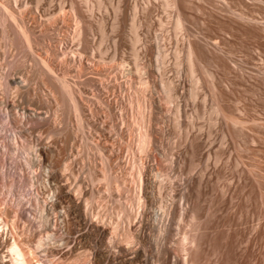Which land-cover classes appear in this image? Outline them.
I'll return each mask as SVG.
<instances>
[{"label": "rangeland", "instance_id": "rangeland-1", "mask_svg": "<svg viewBox=\"0 0 264 264\" xmlns=\"http://www.w3.org/2000/svg\"><path fill=\"white\" fill-rule=\"evenodd\" d=\"M22 1H24V3H22L23 9L25 10L27 8L25 11H27L30 18L33 16L42 18L40 20L42 23H45L43 26L49 27V33L47 32L42 35L39 31L35 33L36 35L38 33L40 34L39 40L37 39L39 41L37 42L38 44L36 43L32 47L36 53L37 51L41 53V50L46 47V50L50 52L49 47H54L58 55L62 58L77 53V55L79 54L85 57V61L88 62V64L93 63L95 60H99V67L108 71L106 77L104 76L102 78H108L104 81L107 82L110 79L111 82L113 81V83L116 84L122 82V84L124 83L123 85L125 87L123 88H125L124 92H126V94L145 96L146 100L149 99L150 94L156 97L159 96L157 99H159L161 110L157 113L159 114L157 115L159 121H157L158 123L156 122V125L158 128L162 127L161 129H163L159 135V140L160 142L162 140V145L160 146V142H158V147H154L155 151L153 150V146H149L148 150H150L149 152L151 154L149 164L152 166L153 170L151 171V177L154 179H152L167 184L166 190L162 193L161 200L164 199V201H169L174 197L177 208L180 207L182 202H186V200L178 197V191H184L190 180H196L195 185L193 184V188H195L193 189L194 193L192 194L193 196H191L192 205L194 204L193 212L195 216L193 214V216H179V213L178 215L177 213L175 215L173 213V217L172 214L171 217L169 216V229L165 238L166 246L169 250L168 259H172V252L183 253L179 247L180 243H178L180 236L184 233L189 235V233H192V231L198 228V233L201 231L200 234L203 239L202 246L200 247L201 250L200 248L196 250L194 248V250L192 249L194 252H191L192 250L190 249L193 246L190 245L192 244L186 243V248L190 247L188 250L192 256L194 253V257L200 259L198 261L196 258L197 264H264V0H187L188 2L186 1L185 5L181 4L183 11L186 12L187 27L185 26V31L182 30V32L184 31L183 33L178 32V34L173 25L174 17L172 9L164 5V0H113L114 2L111 0H75L82 3V5H88L92 8L87 12L89 20L96 22L98 19L103 18L105 23L107 22L105 26L106 37L102 43L99 42L100 32L95 26L91 28L92 30L90 29L88 31L87 35H83L85 37L82 36L83 40L80 39L79 41L76 36H73L71 30L74 29L75 21L73 20V11H71L69 4L70 1L73 0ZM97 1H100V6L97 5ZM135 1L138 5L137 12L134 11L132 7ZM117 3L120 5V10L118 14H116L121 19L119 18V28L113 29L112 33L109 24H111V21L114 19L115 13L112 9ZM187 4L190 7L187 6ZM134 14L137 15L138 21L140 20V27H138L137 30V34L140 33V36L138 35L140 40L135 44V47L141 51L138 59L139 66H144L146 69V66H148L150 62H153V64L158 63L160 60V58H158L159 54L157 50L153 51V48L151 49L154 45L158 46L159 51H163L168 60L171 61L164 75L161 73L163 71H161L160 68L159 70L156 68L154 71H148L147 73H150L146 75H143L141 73L142 71L135 72L134 70L127 76H121L120 73L117 75L118 69L135 66L132 50L133 45H131L130 39L133 36V32L128 28L130 18ZM68 15H71V18ZM247 16L249 18L252 17L255 21L249 19ZM55 17L58 18V20H54L53 18ZM122 21L124 22L122 23ZM54 24H59L62 28ZM1 29L2 24L0 23V31L2 32ZM1 32V65L4 64L3 66L5 67L7 65L6 68H10V70L13 71L16 70L15 72H27L25 74L30 76L28 80L30 95L33 98H38L39 95H43L48 100L45 107L41 109L44 111L43 114H45L47 118L44 124L39 125L34 121H27V124L31 127L36 126L34 127V134L38 133L36 135L41 136L43 142L50 143L56 150L65 147L66 154L72 152L76 155L81 164H95L97 168L96 176L98 178V181L96 180L97 182H95L103 186L99 187L105 190L104 172L102 173V166L100 167V165H103V162L105 163V155H103L102 152H97L95 148L92 147V142H94L93 139L89 138L90 140L88 141L84 140L82 135L83 131H78L80 129L77 128L75 114L69 112L68 108L62 104L57 93L52 96L51 87L47 83L42 82L41 77L37 75V78L36 75H34V70L37 67L41 65L44 66L42 61L36 59L39 61V63H37L36 60L26 54L27 52L24 46L18 47L16 44V46L11 44L9 41L10 39L8 37H3L4 35H2ZM57 33L60 34V38L56 40ZM37 37L38 36H36V38ZM188 40L192 42L195 41L196 44L202 46L205 43L204 40H208V42L206 41L209 45L207 49H210L209 51L211 52H207L206 55L211 57L210 59L212 60L205 55L209 59L204 57V59L206 58L205 60H207V62L205 61L207 63H205V65L206 67L209 66L207 68L209 72H214L212 73L213 79L214 81L216 80L215 82L218 84V89L221 91L219 92L220 102L225 109L227 108L229 114L230 112L232 114L235 113V115H230L237 116L239 119H242V121L244 120L247 122L246 125H241L242 128L239 129L237 135L231 131L234 133V135L230 134L232 137L228 136L226 139L223 138V128H225L223 125H226V127L230 126H228L229 121L226 122L225 119L224 121L228 124H224L223 118L214 119L213 124H210V126L208 125V119L210 118L209 116H211L208 113L210 112L209 108L212 100L211 86L209 83L211 77L200 72L201 74L199 73L200 75L197 76V79L198 77L200 78L198 79L199 83L197 80H195L197 82L195 83L191 80L193 78L186 73L185 64L182 63L183 66L182 64L177 67L174 66L173 60L175 58V53L177 52L176 54L181 57L183 50L181 47H183L185 45L184 43L186 41L188 42ZM101 46L103 49L102 53L99 51ZM61 49L64 50L62 51ZM208 61H211L209 62L210 64H208ZM75 64V68H77L79 65L77 62ZM113 68L117 73L111 71ZM77 71L79 73L76 72V70L73 72L70 70L64 72L57 71L54 75L57 74L56 76H60L65 73L64 75L69 77L72 83L80 80V85H88H85V81H83V77L85 79L87 73L85 76L83 73L84 71L88 72L89 69L82 70L83 73H80V70ZM89 72L87 76L90 75ZM80 76L83 77L81 78ZM162 76L173 79L175 83L180 76V79L184 80L183 88L181 86L178 88L175 98L176 101L179 98L177 102H181L182 104L181 114L177 116V119L179 117V122L177 121L176 123L179 124L177 127L178 130L177 128L175 130L173 125L176 122L173 118L175 117V101H169L162 93ZM81 80L83 82H81ZM144 82L147 84H144ZM192 82L195 83L194 85L197 87V96H195V99L188 96L189 86H191ZM143 89L146 90L144 91ZM147 89L150 90L151 93L147 92ZM153 90L155 91L153 92ZM10 93L12 94L13 92ZM10 93H6V96L9 98L16 96V93L12 95ZM91 97L93 98L94 96ZM135 101L136 100H133L132 105L130 104V110L133 111L134 121L137 119V121H135V125H137L134 128L136 135L134 132L133 134L138 136L145 124L142 122V119L139 118L140 113L142 111L145 113L149 110L147 103H144L145 100H143V102L136 101L137 103ZM143 103L145 105H143ZM141 105L145 106H142L144 109L140 108ZM203 107L205 110L202 109ZM201 110L206 112V116H198L199 119H197L196 114L203 113ZM100 116V119L105 118L102 115ZM253 120L256 121H254L255 124ZM106 124L108 125L109 123ZM202 125L204 127L200 128ZM10 126L11 121L6 118L3 111L0 112V207L10 206L12 209L11 216L22 226V217L26 212H22L21 207L23 204H26L28 199L33 195L32 186L27 179L31 169L26 166L23 158L27 155L25 147L22 146L25 145V143L13 139L11 140L8 132L9 128H11ZM104 126V128L107 127V129H105L107 135L105 134L104 136H106L105 141H107L106 143L108 145H111V142L118 146L123 143V141L121 142L119 140L118 141L121 143L116 142L118 139L116 135L111 136L114 134L113 132L111 133L110 124ZM83 127L84 132L89 131L88 125H84ZM165 129L168 130L166 131ZM163 131L165 134L162 133ZM186 131L189 134L194 132L197 137L199 136L198 143L200 147L198 148V153H196L197 155H195L193 159L195 160L193 169L189 167V160L186 161L188 159L187 152L189 143ZM241 133L243 136L241 135V137H239ZM244 133L246 135H244ZM96 136V133H93V137ZM9 142L12 144L10 147L8 146L9 149L12 148L10 150L5 146V144L9 145ZM2 143L3 145H1ZM137 152L139 153L136 158L137 166H141L147 152L145 153V151L142 150H138ZM122 153V156H124L125 150ZM236 158L239 160L238 162ZM98 169L101 171L99 172ZM35 170L40 174H45L47 172H54L57 169L49 165H44L39 168L36 167ZM113 170L117 173L119 171L120 175H125L126 166L124 167L123 165ZM63 171L64 170L61 172ZM199 181L201 183L197 185ZM113 186L116 187L115 183H113ZM121 187L122 185L119 186L120 189ZM120 192L122 193L121 198H123L122 200L124 201L123 189H121ZM95 200L97 207L95 205L94 207L96 211L99 208V214L101 213V216L103 215L102 217H108V219H106L108 224L121 221L116 201L110 200L107 197L104 199L97 197ZM97 202L101 205H98ZM160 202V194H156L153 205L148 208V213H150L148 222L150 224L152 223V227L149 229V238L152 240H149V246L147 245L144 248L145 255L143 262L147 264H152L155 258L156 245H154V239H156L155 235L157 234L155 226L159 225L155 216L157 212H160ZM135 207H137L135 208L137 211H135L136 214L134 215L138 217L141 214L142 208L138 205ZM134 215L132 219L137 218L134 217ZM153 219L155 221H153ZM122 224L125 226V222ZM30 229H33V226H31ZM145 257H147V259Z\"/></svg>", "mask_w": 264, "mask_h": 264}, {"label": "bare ground", "instance_id": "bare-ground-1", "mask_svg": "<svg viewBox=\"0 0 264 264\" xmlns=\"http://www.w3.org/2000/svg\"><path fill=\"white\" fill-rule=\"evenodd\" d=\"M186 1L187 0L162 1L164 5L172 9L174 17L173 25L174 29L177 30V34L178 32L183 33L185 31V26L187 27L185 16L186 12H184L181 7V4L185 5ZM97 2V5L100 6V1ZM22 3H24V1L22 0H0V23L2 24V32H0L2 33V35H4L3 37H8L10 39L9 41L11 42V44H16L18 47L24 46L27 52L25 53L29 57L33 58L34 60L38 59L42 61L44 66L40 64L41 66L37 67L36 69L33 68L35 69L34 75H36V77L37 75L38 77H41L42 82L47 83L51 87L52 96L57 93L61 99L62 104H64L68 108L69 112L75 114L77 128L80 129L78 131H83L82 135L84 140L88 141L90 140L89 138L93 139L94 142L91 141L93 143V145L91 144L92 147H94L97 152H102V154L105 155V163L103 162V165H100V167L102 166V173L104 172L103 178H105L104 184H106V191L102 190L104 188H100L103 186H100V184L96 183L98 181V178L96 176L97 168L95 164H81L75 154H73L72 152L66 154L65 147H61L59 150H56L50 143L43 142L41 136L36 135L38 133L34 134V127L36 126H29L27 124V121H34L39 125L44 124V121L47 118L46 115L43 114L44 111H42L41 109L45 107V104H47L48 100L43 95H39L38 98H33L30 95L28 84L30 76L25 74L27 72H15L16 70H10V68H6L7 65L5 67L3 66L4 64L1 65L2 63L0 62V112L3 111L6 118L11 121V128H9L8 131L11 140L13 139L25 143V145L22 146L25 147L27 155L23 158L26 166L31 169V171L28 173L29 176L27 177V179L33 189L32 197L28 199L27 203L23 204V206L21 207L22 212H26L22 217V226L15 220L14 217L11 216L12 209L10 208V206L0 207V264H145L146 262H143L145 255L144 248L148 245L149 240H152L149 238V229L152 227V223L150 224L148 222V217L150 215V213H148V208L153 205L156 194H160L161 202L160 212H157L155 216L159 225L155 226L157 234L155 233L156 239H154L155 242H153L154 245H156V253L154 255L155 258L152 261V264H197V260L199 261L200 259L196 257V260V258L194 257V253L192 256V254L188 250V248L190 249V247L186 248V243L192 244L190 246L193 247H191L190 250H194V248L196 250L202 246L203 239L202 235L200 234L201 231L198 233V228L192 231V233H189V235L184 233L182 236H180L178 243H180L179 247L183 251V253L181 252L182 254H180L172 252V259H168L169 250L166 246L165 238L169 229V219L171 217V214L173 217L176 213L177 215L179 213V216L194 215V204L192 205L191 196H193L192 194L194 193L193 189L195 188H193V186L195 185L196 180H190L184 191H178V197L186 200V202H182L180 207L177 208L174 197H172L169 201H164V199L161 200L162 193L166 190L167 184L165 182L162 183V181L157 182L158 180L155 181L153 180L154 178L151 177V171L153 170L152 166L149 164L151 154L149 152L150 150H148L149 146H153V150L155 146L158 147L157 144L158 142H160L159 135L163 130L161 129L162 127L158 128L156 125V122L159 121L157 116L159 114L157 113H159V110H161V105L158 101L159 99H157V97L159 96L156 97L153 94H150L149 99L146 100L145 96H138V94H126V92H124L125 88H123L125 86L123 85L124 83L122 84V82L116 84L113 83V81L111 82L110 79V82L104 81L106 78H102L104 76L106 77L108 71L104 70V68L102 69L99 67V60H95L93 63L88 64V62L85 61L86 58L82 57L79 54L77 55V53L71 55L66 54L67 56L62 58L58 55L56 48L54 47H49L50 52L46 50V47L45 49L41 50V53H39L38 51L36 53L32 47L37 42H39L38 40L40 34L42 35L49 31V27L43 26L45 25V23H42V21L40 20L42 18L33 16L31 17V20L27 11H25L27 8L24 10ZM69 4L71 11H73V20L75 21L74 29L71 30L73 36H76L79 41L80 39L83 40L82 36L87 35L88 31L95 26L100 32L99 42L102 43L106 37L105 26L107 22L105 23L103 18L98 19L96 22L89 20V15H87V12L92 8L88 5H82V3L75 0L70 1ZM137 6L138 5L135 1V3L132 4V7L136 12ZM187 6L189 5L187 4ZM112 10L114 11L115 16L111 21V24L109 25L113 33V29L119 28L118 24L120 17L117 15L120 10L119 3L115 4ZM238 16L241 17L240 15ZM53 19L58 20V18L56 17ZM249 19H252V17ZM54 20L52 21L55 22ZM124 21H122V23ZM139 21L137 15H132L128 27L129 30L133 32V36L130 34L132 36L130 39L132 43L131 45H133L132 50L134 55L133 60H135V66L120 68L117 71L118 73L114 70V68L111 71H115L117 75L120 73L121 76L130 75L132 73V70H134L135 72L142 71L141 73L143 75H146L150 73H147L148 71H154L156 68L159 70L160 68V70L163 71L161 73L164 75L171 61H169L166 54L163 51H159V47L155 46L154 44L153 45L155 47L153 46L151 47V49L153 48V51L157 50L159 54L158 58H160L158 63L153 64V62H150L148 66H146V69L144 68V66H139L138 59L141 51H139L137 47H135V44L140 40V33L137 34L138 27H140ZM54 25L60 27L59 24ZM54 28L58 29L57 27ZM182 30L184 31L182 32ZM38 31L40 32V34L38 33L39 35H36L35 33ZM56 35L57 36L55 39L57 40V38H60V34L57 33ZM36 36L38 37L36 38ZM206 41L208 42V40ZM206 41L204 40L205 43L203 46L196 44L195 41H186L187 43L185 42V45L181 47L183 48L182 56L180 55L181 57H179L176 52L175 58L173 60L174 63H172L176 67L180 66L182 63L185 64V71H187L186 73L193 78L191 80H193V82L195 83L199 81L198 79L200 78L198 77L197 79V76L201 73L211 77L209 83L211 86L210 90L212 92V100L209 108L210 112H208L211 116H209V114L207 113L210 117L209 119L207 118L209 120L208 125L210 126V124H213L214 119L223 118V121L224 119L226 120V122L229 121V124L224 121V124H228V126L230 125L229 127L223 125L225 126V128H223V138L226 139L228 136L232 137V135L230 134L234 135L235 133L237 135V133H239V129L242 128L241 125H246L247 122L244 120L242 121V119H239L237 116H232L235 115V113L232 114L230 112V114H232L230 115L227 108L225 109L223 104H221L219 93L221 91H219L220 89H218V84L215 82L216 80L214 81L213 79L212 73L214 72H209L207 70L209 66L206 67L205 65V63L207 62V60L205 59L207 58L206 56H208L206 55V53L211 52L209 51L210 49H207L209 45ZM99 51L101 53L103 52L102 46L101 48H99ZM204 57L206 58L204 59ZM210 58L211 57H209V59ZM76 62L79 65L77 68H75ZM209 62L211 61H208V64H210ZM37 63H39V61H37ZM88 69L92 73L91 74L88 71L90 74L89 76H87L88 72L84 71ZM68 70L72 72L75 70L76 72H78L77 70H80V73H83L84 71V76L87 73L85 79L82 76L83 81H85V85L88 84L86 85L87 87L80 85V80H78L77 82L74 81L75 83H72L69 77H66L64 75L65 73L60 76H56L57 74L54 75V73H56L57 71L64 72ZM180 78L181 76L176 83L169 77L162 76L161 78L162 93L169 101H175V117H173L174 120H176V122L174 121L175 123L173 122L175 130L179 126V124H176L177 121L179 122V117L177 119V116H180L182 111L181 102H177L179 98L177 99V101L175 99L178 88H180V86H183L184 80ZM195 80H197V82ZM83 81L81 80V82ZM146 82H144V84ZM193 82L191 83V86H189L190 89L188 92V96L195 99V96H197V87ZM154 91L155 90H153V92ZM10 92L16 93L15 95L17 97H7L6 93ZM147 92H150V90H148ZM91 96L94 97L92 98ZM133 100H136L137 102H143V100H145L144 103H147L149 110L146 111L148 113L145 112V114L141 109L142 112L140 113L139 118H141L142 122L145 124L144 128H142L143 130L139 132V135L137 133L138 136H135L136 134L134 131V128L137 125H135V121H137V119H135L134 121L132 113L133 111L130 110V104L132 105ZM144 103L143 105H145ZM143 105H141L140 108L145 107ZM202 109L205 110L204 107ZM201 112L203 113L198 115L196 114L197 119H199L198 116H206L205 111L201 110ZM100 115L105 118L100 119ZM254 121L255 120H253V123ZM105 122L109 123L111 126V133L113 132L114 134L111 136H117L118 139L116 142L121 143L123 141V143L120 144L121 146L114 145L113 142H111V145H108L106 143V136L104 135L106 134L105 129H107V127L104 128V125L108 126L109 124L107 125ZM84 125L89 126V131L84 132ZM203 127V125L200 126V128ZM244 128L243 130L245 131ZM231 131H233L234 133H232ZM133 132L135 135L133 134ZM93 133H96L97 138L93 137ZM162 133H164V131ZM242 133L240 134V136H238H243ZM186 134L189 141L188 152L186 150V152L188 153V159L186 161L189 160V167H192L193 169L195 161L193 159L195 155H197L196 153H198V148L200 147L198 143L199 136L197 137L194 132L189 134L186 131ZM244 135L246 134L244 133ZM118 140L121 142H119ZM10 142L9 145L5 144L8 149L12 145L10 144ZM161 142L160 146L162 145ZM1 145H3V143ZM124 150L125 155L122 156V152ZM138 150L145 151V153L147 152L145 160L142 162L141 166H137L136 158L139 154L137 152ZM238 159L237 162L239 161ZM44 165H49L50 167L56 168L57 170L54 172H47L45 174H43L42 172V174H40L37 170H35L36 167L39 168ZM123 165L124 167L126 166L125 175L122 174V176L119 174V171L117 173L115 170H113L114 168H119ZM62 170L64 171L61 172ZM100 171L101 170H99V172ZM113 183H115L116 187L113 186ZM200 183L201 182L199 181L197 185H200ZM120 185H122L121 189H123L124 191V201L122 200L123 198H121L122 193L120 192ZM97 197L102 199L107 197L110 200L116 201L119 208L121 221H114L115 223L110 221L111 223L108 224V221L106 220L108 219V217H102L103 215L101 216V213L99 214V208L96 211L94 207V205L96 206L95 199ZM98 202L97 204L101 205ZM137 205L142 208L141 214L138 217L134 215L136 214L135 211H137V209H135L137 208L135 207ZM133 215L134 217H137L133 218L136 220L132 219ZM153 221L155 220L153 219ZM123 222H125V226L122 224ZM31 226H33V229H30ZM23 228L25 231L23 230ZM193 250L191 252H194ZM145 258L147 259V257Z\"/></svg>", "mask_w": 264, "mask_h": 264}]
</instances>
